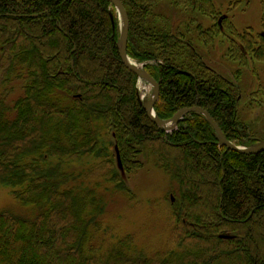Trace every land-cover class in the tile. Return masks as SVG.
<instances>
[{"label": "trees", "instance_id": "1", "mask_svg": "<svg viewBox=\"0 0 264 264\" xmlns=\"http://www.w3.org/2000/svg\"><path fill=\"white\" fill-rule=\"evenodd\" d=\"M122 1L128 54L160 81L156 114L171 119L200 106L235 144L252 137L238 122L239 87L184 33L157 24L163 0ZM172 2L214 21L199 27L206 44L227 32L232 60L264 61V35L240 31L214 0ZM241 2L231 0L227 13ZM117 16L110 0H0V188L31 208L0 209V264H264V151L220 146L200 112L173 132L160 128L140 101L139 76L122 61ZM142 155L178 183L171 248L150 255L132 234L95 246L99 189L110 184L137 201L121 171L141 169ZM91 158L99 161L73 170V161Z\"/></svg>", "mask_w": 264, "mask_h": 264}, {"label": "rangeland", "instance_id": "2", "mask_svg": "<svg viewBox=\"0 0 264 264\" xmlns=\"http://www.w3.org/2000/svg\"><path fill=\"white\" fill-rule=\"evenodd\" d=\"M241 1L240 6L228 14L231 0H214L220 13L223 16L228 15L240 31L252 28L255 34L264 35V0ZM153 13L156 15L158 25L169 26L184 33L202 60L227 77L235 88L238 86L241 90L238 122L243 123L244 130L253 135L250 138L245 136L240 146L250 147L257 143L258 138L264 139V61L249 58L248 63L243 65L232 60L228 56L230 39L227 32L217 36L214 43L206 44L200 36L199 27L208 29L214 21L204 15L198 6L183 10L172 0H163L154 8ZM117 15L118 29L121 31L123 23L118 12ZM134 61L141 65L147 63ZM153 62V60L149 61V63ZM14 85L16 98L22 93L21 85L18 83ZM138 88L145 98H148L153 91L152 86L143 80L138 82ZM254 132L257 135H254ZM107 140H110V137ZM140 159L144 162V166L138 171L131 174L121 171L128 186L136 194L137 201H130L121 192L114 191L110 184L107 185V189L104 187L99 189L104 205L101 215L103 226L94 242L95 246L98 247L101 239L105 238L106 243L103 248H106L117 238L132 234L135 244L150 255L171 248L170 237L175 222L172 203L178 196V183L163 169L158 168L151 156L142 155ZM98 161L99 159L94 158L73 161V170L88 168ZM261 172L264 173V169ZM4 208L13 209L19 214L31 211V208L21 205L12 195L11 188L7 187L0 188V209Z\"/></svg>", "mask_w": 264, "mask_h": 264}, {"label": "water", "instance_id": "3", "mask_svg": "<svg viewBox=\"0 0 264 264\" xmlns=\"http://www.w3.org/2000/svg\"><path fill=\"white\" fill-rule=\"evenodd\" d=\"M112 4L115 6L119 17L122 20L123 23V29L121 33V38L119 41V50L121 54L122 61L127 65L129 69L134 71L141 80L148 82L152 86V94L146 98L141 99L140 101L143 104L144 108L146 109L147 113L151 117L153 121L156 122V124L162 128L165 131L171 132L174 131L178 125L179 122L182 120L183 116L190 112H200L202 113L207 120L211 123V125L215 129V135L217 136L219 140V144L222 146H226L227 148L245 153V154H256L261 151H264V139H257V143H255L253 146L247 147V146H240L235 143H233L231 140H229L226 135L224 134L221 127L217 124L215 119L209 114L207 110L200 106H194L190 108H184L177 112L171 119H162L160 118L155 111V105L157 101L160 98V81H157L148 71L144 68V65L136 63L134 60H132L129 57L128 54V42H129V30H130V20L128 16V12L125 8V5L123 4L122 0H110ZM113 17V13H111ZM117 158L120 167L122 168V162L121 157L119 153L117 152ZM172 200L174 201V197H172Z\"/></svg>", "mask_w": 264, "mask_h": 264}, {"label": "bare ground", "instance_id": "4", "mask_svg": "<svg viewBox=\"0 0 264 264\" xmlns=\"http://www.w3.org/2000/svg\"><path fill=\"white\" fill-rule=\"evenodd\" d=\"M38 14H32V15H29V16H37ZM18 16H23L22 14H18ZM123 29V28H122ZM121 33H122V30L120 31V38H121ZM120 38H119V41H120ZM190 108V107H189ZM182 110V109H181ZM179 112V111H178ZM185 116V115H184ZM183 116V117H184ZM183 119V118H182ZM214 128V127H213ZM166 132H168V131H166ZM171 132H173V131H171ZM219 143V142H218ZM234 143V142H233Z\"/></svg>", "mask_w": 264, "mask_h": 264}]
</instances>
